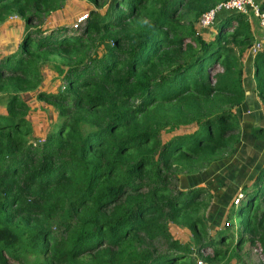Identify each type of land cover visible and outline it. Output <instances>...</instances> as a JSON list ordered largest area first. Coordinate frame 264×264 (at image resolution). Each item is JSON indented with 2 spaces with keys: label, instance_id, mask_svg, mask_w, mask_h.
<instances>
[{
  "label": "trees",
  "instance_id": "trees-1",
  "mask_svg": "<svg viewBox=\"0 0 264 264\" xmlns=\"http://www.w3.org/2000/svg\"><path fill=\"white\" fill-rule=\"evenodd\" d=\"M65 1L0 0V25L15 15L24 30L0 56V264H255L253 252L264 264V165L235 231L210 235L207 190L178 187L240 141L249 18L217 14L206 41L202 16L228 0H88L104 9L81 33L43 31ZM55 61L64 86L37 99L56 120L36 140L21 93ZM252 68L264 107V52Z\"/></svg>",
  "mask_w": 264,
  "mask_h": 264
},
{
  "label": "rangeland",
  "instance_id": "rangeland-1",
  "mask_svg": "<svg viewBox=\"0 0 264 264\" xmlns=\"http://www.w3.org/2000/svg\"><path fill=\"white\" fill-rule=\"evenodd\" d=\"M260 2L261 0H253L255 5H259ZM103 9L104 8L95 6L88 0H66L60 9L52 12L46 18L41 29L47 32L51 29L64 28L67 29V31H69L68 33L70 34L72 32L71 29H74V25L81 17H88L92 12L100 13ZM249 22L251 26H254L253 21ZM254 29V33H257L254 35V37L257 39L259 37V31L256 26H254ZM75 30L81 33L79 29ZM216 31L217 30H215V27H213V29L210 31L205 30V32H201V35L206 41H210L215 37L217 33ZM23 34L24 30L22 22L15 15L0 25V56L7 55L8 53H11L17 49ZM254 40L247 53L243 57L244 88L248 94L251 95L252 93L255 94V86H253L252 83L253 76L252 78L249 77L247 80L245 79L247 75L246 71L248 70L246 62L247 58H251L253 60L257 54L252 52V46L255 43ZM54 65H59V62L55 61L51 64H45L41 67L40 73L42 79L38 88L29 92L21 93V97L25 102H40L34 103V106L31 104L32 108L28 106L29 112L27 114L28 122L32 127H34L33 137L36 140H38L37 138H40V135L43 134L47 129L49 130L50 126L56 120L55 110L52 108L53 112H49L46 108L48 105L37 99L39 93L56 94L62 90L64 84L61 80V77L58 76V71ZM62 67L63 66L60 68ZM251 69L253 70V68ZM6 97V94L0 93V115L6 114ZM256 102L259 104L260 109L264 114V107L259 101ZM245 110L247 111L248 109L241 106L234 111L239 119L241 128L240 141L237 144L234 153L227 158L208 165L207 168L203 169L197 174L180 176L178 180V187L181 190H188L190 188H204L207 190L210 199V206L207 210V216L210 235L212 236L215 235L216 232L225 228L229 231H235L241 217L236 210L237 206L234 202L236 199L244 197L243 188L249 186L250 183H252L255 176L263 167L264 149L262 146L264 144V140L253 138L251 136V132L255 128L263 130L264 128L260 127V125L252 128V118L249 119L247 116L249 113L247 112V114ZM238 146L239 148H237ZM171 234L174 238L183 242H185L189 237L186 231L181 230L174 225H171ZM249 257L252 263L260 264V258L255 252L251 253ZM197 259V261L201 260L199 258Z\"/></svg>",
  "mask_w": 264,
  "mask_h": 264
},
{
  "label": "built area",
  "instance_id": "built-area-1",
  "mask_svg": "<svg viewBox=\"0 0 264 264\" xmlns=\"http://www.w3.org/2000/svg\"><path fill=\"white\" fill-rule=\"evenodd\" d=\"M221 12L243 14L249 18V21H252V19L256 20L260 35L254 40L255 43L252 46V52L258 53L264 51V10L260 9V5H255L253 0H228L217 5L214 9L202 16L198 24L199 31L205 32V30L210 31L213 29L216 15ZM86 19V16L81 17L74 25V29H80ZM240 199L235 200V205H238Z\"/></svg>",
  "mask_w": 264,
  "mask_h": 264
},
{
  "label": "crops",
  "instance_id": "crops-1",
  "mask_svg": "<svg viewBox=\"0 0 264 264\" xmlns=\"http://www.w3.org/2000/svg\"><path fill=\"white\" fill-rule=\"evenodd\" d=\"M261 2H262V0H261ZM261 2H260V4H261ZM253 22H254V26L257 27L256 22L255 21H253ZM254 26H252V30H254ZM246 62H247L248 70L246 71L247 75H246L245 80H247L249 77L252 78V76H253V70L251 69L252 68V59L247 58ZM249 73H250V75H249ZM252 83H253V86H255L254 81ZM248 85H249V81H248ZM246 97H247V101H246L245 105H243V107H246V109H248L247 111L246 110L245 111H246V113L247 112L249 113V114L247 113L248 114L247 116L249 117V119L252 118V121H253V123L251 124V125H253L252 128L257 127L258 125H260V127L264 128V114H263L262 110L260 109L259 104L256 102V101H258V99L256 98V95L254 93H252V95L248 94V92L246 91ZM26 102H27L28 106L31 108H32V105L34 106V103H40L38 101H35V102L26 101ZM46 108L49 112H53V109H52L53 107L48 105ZM26 119H27V117H26ZM31 128H32V132H33L34 127L31 126ZM47 130L43 134L40 135V138H37V139L43 140L46 133H47ZM250 131H251V129H250ZM262 147L264 149V144ZM237 148H239V146ZM263 161H264V156H263ZM263 165H264V163H263Z\"/></svg>",
  "mask_w": 264,
  "mask_h": 264
}]
</instances>
